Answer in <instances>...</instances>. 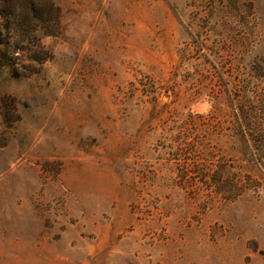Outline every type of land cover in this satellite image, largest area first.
<instances>
[{
    "label": "rangeland",
    "instance_id": "obj_1",
    "mask_svg": "<svg viewBox=\"0 0 264 264\" xmlns=\"http://www.w3.org/2000/svg\"><path fill=\"white\" fill-rule=\"evenodd\" d=\"M32 1L0 0V264H264V166L227 155L260 186L225 202L167 147L195 65L264 66V0Z\"/></svg>",
    "mask_w": 264,
    "mask_h": 264
},
{
    "label": "trees",
    "instance_id": "obj_2",
    "mask_svg": "<svg viewBox=\"0 0 264 264\" xmlns=\"http://www.w3.org/2000/svg\"><path fill=\"white\" fill-rule=\"evenodd\" d=\"M216 62L218 65L209 62L215 71L198 64L195 68H200L192 74L201 76L198 82L209 81L210 86H198L195 94L208 90L206 95L214 105L212 111L206 116L188 114L181 119L177 136L167 147L170 155L183 157L182 164L176 166L181 185L200 184L207 190L206 198L232 202L247 191L256 193L260 186L257 178L245 172L246 167L236 169L225 157L231 153L253 156L264 166V90L256 84L257 76L248 75L251 69L263 70L264 66L250 64L248 70L243 67L242 76H228L221 83L211 85L210 76H222L226 72V63ZM227 63L231 72L240 74L241 62ZM191 169L195 177L188 176Z\"/></svg>",
    "mask_w": 264,
    "mask_h": 264
},
{
    "label": "clouds",
    "instance_id": "obj_3",
    "mask_svg": "<svg viewBox=\"0 0 264 264\" xmlns=\"http://www.w3.org/2000/svg\"><path fill=\"white\" fill-rule=\"evenodd\" d=\"M213 107H214V105H213L211 99L208 97H205L204 103L199 108L194 109L193 114L206 116V115L210 114Z\"/></svg>",
    "mask_w": 264,
    "mask_h": 264
}]
</instances>
